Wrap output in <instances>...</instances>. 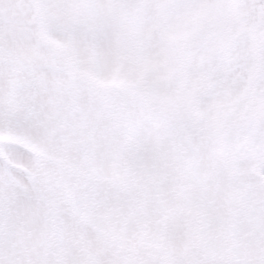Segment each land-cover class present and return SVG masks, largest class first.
Instances as JSON below:
<instances>
[{"label":"snow or ice","instance_id":"1","mask_svg":"<svg viewBox=\"0 0 264 264\" xmlns=\"http://www.w3.org/2000/svg\"><path fill=\"white\" fill-rule=\"evenodd\" d=\"M0 264H264V0H0Z\"/></svg>","mask_w":264,"mask_h":264}]
</instances>
